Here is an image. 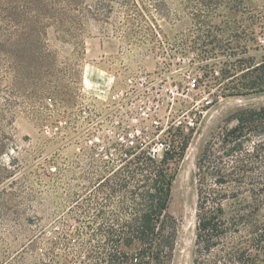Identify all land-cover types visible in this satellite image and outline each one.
Here are the masks:
<instances>
[{
	"label": "rangeland",
	"instance_id": "rangeland-1",
	"mask_svg": "<svg viewBox=\"0 0 264 264\" xmlns=\"http://www.w3.org/2000/svg\"><path fill=\"white\" fill-rule=\"evenodd\" d=\"M155 1L166 6L160 14L146 12L153 37L142 42L116 33L113 18L88 22L78 47L49 31L55 52L46 60L55 67L49 93L32 108L26 104L31 113L17 114L0 156V264H21V251L30 264L31 254L41 257L65 234L75 242L77 231H90L87 224L95 230L102 219H113L135 186L114 193L118 169L133 168L127 162L136 156L150 157L156 144L167 148L156 162L170 149L180 152L216 103L264 91V67L253 70L264 63V0L253 5L263 19L242 27L248 34L250 25L255 34L226 40V47L240 41L236 57L197 38L183 0ZM188 78L197 80L194 88ZM242 109L233 104L216 114L193 155L198 213L221 210L211 245L202 235L194 246L202 233L187 218L182 174L175 180L182 160L165 164L169 177L176 174L166 212L177 235L167 264H226V219L251 211L252 226L264 223V112L245 123L240 136L228 138Z\"/></svg>",
	"mask_w": 264,
	"mask_h": 264
},
{
	"label": "trees",
	"instance_id": "trees-1",
	"mask_svg": "<svg viewBox=\"0 0 264 264\" xmlns=\"http://www.w3.org/2000/svg\"><path fill=\"white\" fill-rule=\"evenodd\" d=\"M183 1L197 38L216 42L218 49L222 53L229 50L231 57H236L237 49L242 46L237 41L233 47L232 44L226 47V40H239L243 34L249 39L255 32L248 25L247 34L242 29L244 22L250 21L253 26L263 19L253 8L257 0ZM163 6H166L164 2L155 0L146 3L142 0H0V156L7 150L6 141L10 138L6 130L12 127L17 114L25 110L31 113L27 108L49 93L47 85L52 83L53 76L50 70L55 68L46 61L55 54L47 42L50 30L58 40L78 47L88 22L107 23L113 18L116 33L128 41L142 42L147 36L153 37L148 23L153 19H148L146 12L152 8L160 14ZM259 67H264V63L253 70ZM224 76H230V72ZM261 112L264 107L259 111L242 109L236 117L238 125L228 132V138L240 136L244 124ZM186 148L187 143L180 152L170 149L160 162L148 156H136L128 161L133 168L126 166L116 171L113 190L116 193L128 189L132 183L135 186L128 191L131 196L128 203L123 202L118 208L119 215L102 219L95 230L87 224L90 231H77L78 241L72 242L74 239L65 234L60 243L52 242V247L41 257L31 254L30 264H167L177 235L175 221L166 212L176 174L169 177L165 164L176 156L182 160ZM196 167L198 171V160ZM204 201L202 196V208ZM219 212L220 209L199 214L196 205V221L202 234L196 236L194 246L202 235L204 243L212 244V237L221 225ZM252 216L251 211H238L226 219V264H264V223L260 227L252 226ZM24 255L25 251H21L19 262L28 264ZM208 264L217 263L212 260Z\"/></svg>",
	"mask_w": 264,
	"mask_h": 264
},
{
	"label": "water",
	"instance_id": "water-1",
	"mask_svg": "<svg viewBox=\"0 0 264 264\" xmlns=\"http://www.w3.org/2000/svg\"><path fill=\"white\" fill-rule=\"evenodd\" d=\"M233 104H238L242 106L244 109H252L256 105L261 104L264 107V91L251 93V94H237V95H229L225 97L221 102L216 103L211 107L207 115L203 118L200 123V126L197 128L191 142L187 145L185 150L183 159H182V167L180 168L176 179L180 174L183 176V184L186 187V206L189 208V212L187 215L188 220L196 221V172L194 170L196 167V162L193 158V155L196 150L197 143L201 137H203L206 133L208 126L214 120L216 114L225 109L227 106H231ZM196 224V223H195Z\"/></svg>",
	"mask_w": 264,
	"mask_h": 264
},
{
	"label": "built area",
	"instance_id": "built-area-1",
	"mask_svg": "<svg viewBox=\"0 0 264 264\" xmlns=\"http://www.w3.org/2000/svg\"><path fill=\"white\" fill-rule=\"evenodd\" d=\"M196 82L197 80L196 79H193V78H188V81H187V86L191 87V88H194L195 85H196ZM130 137H133L132 134H130ZM131 143V146L133 144V142H130ZM167 148H166V145L164 143H160V144H156L155 147H153L149 152H148V155L152 158V159H156V156L158 155V153L160 151H166Z\"/></svg>",
	"mask_w": 264,
	"mask_h": 264
}]
</instances>
